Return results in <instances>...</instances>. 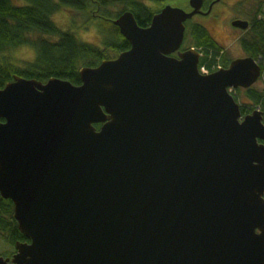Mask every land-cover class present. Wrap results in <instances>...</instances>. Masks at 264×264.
Returning a JSON list of instances; mask_svg holds the SVG:
<instances>
[{
  "label": "water",
  "instance_id": "obj_1",
  "mask_svg": "<svg viewBox=\"0 0 264 264\" xmlns=\"http://www.w3.org/2000/svg\"><path fill=\"white\" fill-rule=\"evenodd\" d=\"M204 2L147 28L120 15L131 48L82 68L81 85L0 90V195L27 240L0 264H264V112L243 117L229 92L262 66L200 73L181 48Z\"/></svg>",
  "mask_w": 264,
  "mask_h": 264
},
{
  "label": "trees",
  "instance_id": "obj_2",
  "mask_svg": "<svg viewBox=\"0 0 264 264\" xmlns=\"http://www.w3.org/2000/svg\"><path fill=\"white\" fill-rule=\"evenodd\" d=\"M21 6L13 0H0V90L11 83L16 76L48 82L52 78L67 80L81 85L80 70L85 67H98L103 61L112 59L111 55L128 51L130 43L123 37L113 20L125 12H131L142 28L151 25L158 12L148 3H163L168 0H25ZM72 9L76 13H85L90 19L96 18L109 8H115L116 18H103L99 26L103 47L80 41L72 31L60 29L53 16L62 9ZM95 11V12H94ZM260 17L263 19L259 20ZM253 29L250 37L242 40V46L249 57L260 60L264 74V8H259L253 17ZM22 47H34L37 55L34 63L20 67L12 63L7 54ZM183 47L197 48L204 57L200 66L208 69L218 64L221 48L211 38L208 30L195 22L186 23V35ZM223 67L229 62L222 58ZM238 96L244 95L249 103L242 107V114L254 109L264 111V89L252 88L244 92L237 90ZM234 96V95H233ZM238 96H234L239 102ZM100 128V125L96 126ZM14 218V204L0 195V252L10 257L17 242H26ZM9 247L11 251H5ZM0 255V256H1Z\"/></svg>",
  "mask_w": 264,
  "mask_h": 264
},
{
  "label": "rangeland",
  "instance_id": "obj_3",
  "mask_svg": "<svg viewBox=\"0 0 264 264\" xmlns=\"http://www.w3.org/2000/svg\"><path fill=\"white\" fill-rule=\"evenodd\" d=\"M13 1L17 5H21V6L27 5V2L25 0H13ZM207 1L210 2L212 0H207ZM234 1L236 0H222V2L218 4L216 8V10L217 9L222 10L223 12V18H224L223 27L220 25L216 26L215 24L211 23V21H208L206 18L200 15L196 16L193 19L195 23H198L206 27L210 31V33L213 36H215V38L218 39L219 43L226 52L225 61L228 62H231L236 59L248 57L241 42L246 37L249 38L251 33V31L247 33L241 30H236L235 28L230 26L228 21L231 22L238 19L237 15L243 16L246 19L252 18L251 16H249L251 14V9L249 8L251 4L255 2L254 0L242 2L241 4L245 5L244 6L245 8L243 10L238 11L237 9L235 10L233 7ZM260 1L261 0H257L258 3H260ZM168 5L181 8L183 10H187V8L189 7V0H168L161 4L150 3L149 6L157 11L163 8V6H168ZM116 13H118V11L115 8H109L105 12V14H101V17L96 18L95 15H99V13H94V15H92L93 19H90L89 16L85 13L80 14V13H76L72 9L64 8L53 16V21L60 29L64 31H72L74 34H76L77 38L80 41L85 43H90L102 48L103 44H102V37L100 35L99 26L105 23L103 21V18H109V19L116 18ZM36 55L37 52L34 47H22L13 50L12 53L7 54V57L10 61H12L13 64L20 67H26L29 64L35 62ZM117 57L118 56H116L115 54H112L111 55L112 59L109 60H114ZM259 62L261 61L259 60ZM253 88H257L259 90L264 89V74L261 76L260 80ZM230 93L231 95L234 96H238L239 94L237 90H231ZM238 98L240 105L244 107H250V106H246V104L249 103V100H247L244 95H240V97L238 96ZM4 250L11 251L9 247H5ZM13 252H15V249H13ZM1 253L2 252H0V255Z\"/></svg>",
  "mask_w": 264,
  "mask_h": 264
},
{
  "label": "flooded vegetation",
  "instance_id": "obj_4",
  "mask_svg": "<svg viewBox=\"0 0 264 264\" xmlns=\"http://www.w3.org/2000/svg\"><path fill=\"white\" fill-rule=\"evenodd\" d=\"M204 6L202 8V11H203V15H200V16H203L204 18H206L208 21H211V23L215 24L216 26L220 25V26H224V18H223V12L222 10H216L218 4H220L222 2V0H212L210 2H208L207 0H204ZM246 1H250V0H242V1H234V9L240 11V10H243L245 7V5L241 4L242 2H246ZM255 2H253L250 6L249 9H251V14L249 16H251L252 18L250 19H246L245 17L243 16H238L237 15V18L236 20L234 21H228V23L230 24V26H232L233 28H235L236 30H241V31H244L242 29H239V28H236L233 26V23L237 20H243V21H248L250 26H249V29L244 31V32H249L253 29V17H255L257 11L259 8H264V0H261L260 3L257 2V0H254ZM238 2V3H237ZM233 4V3H232ZM213 5V6H212ZM212 6V7H211ZM231 6V5H230ZM187 10H190V8L188 7ZM243 18V19H242ZM263 19V17H260L259 20ZM206 28V27H205ZM207 29V28H206ZM208 30V29H207ZM209 34L211 35V38L212 40L214 41V43L219 47L221 48V62H222V58L224 57L225 59V50L223 49V47L221 46V44L219 43L218 39L215 38V36H213L210 31L208 30ZM181 51H186L185 47H182L181 48ZM246 52V51H245ZM247 54V52H246ZM248 55V54H247ZM175 56H177V54H175ZM249 57V56H248Z\"/></svg>",
  "mask_w": 264,
  "mask_h": 264
},
{
  "label": "built area",
  "instance_id": "obj_5",
  "mask_svg": "<svg viewBox=\"0 0 264 264\" xmlns=\"http://www.w3.org/2000/svg\"><path fill=\"white\" fill-rule=\"evenodd\" d=\"M204 71V73H207V71L206 70H203Z\"/></svg>",
  "mask_w": 264,
  "mask_h": 264
}]
</instances>
